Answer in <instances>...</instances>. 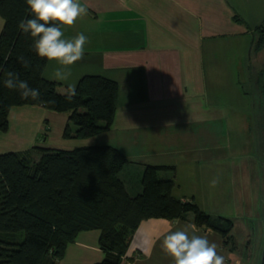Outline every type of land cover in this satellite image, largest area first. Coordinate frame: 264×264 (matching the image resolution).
<instances>
[{"label":"crops","instance_id":"crops-1","mask_svg":"<svg viewBox=\"0 0 264 264\" xmlns=\"http://www.w3.org/2000/svg\"><path fill=\"white\" fill-rule=\"evenodd\" d=\"M81 3L87 6L88 14L73 26L63 28L65 38L79 33L88 37L83 59L71 68L70 82L77 86L86 74H103L118 83L115 119L105 131L116 132L114 145L134 162H139L132 158L138 155L134 149L137 144L142 149L153 145L151 152L160 154L161 160L167 159L163 153L173 149L171 145L175 142L177 147L171 150L174 155L184 154L197 162L225 161L224 153L227 157L230 151L224 144L215 143L214 134L218 130L214 122L227 113L223 104L230 100L223 101L215 91L228 86L225 81L228 77L237 87L240 66L251 75L256 70L264 72V44L260 50L254 49L257 29L264 28V0H81ZM236 16L242 21L236 20ZM3 26L0 15V33ZM56 67L55 61H47L45 77L56 81L51 79ZM57 82L59 92L64 93L66 84ZM259 83L255 77V87ZM258 88L262 95V87ZM68 117V112L42 105L12 107L9 129L0 133V153L35 150L36 146L72 149L101 143L99 136L105 132L89 138L65 137ZM199 137L203 139L201 142L197 141ZM181 140L189 142L182 145ZM166 142H172L167 149ZM146 163L160 162L136 164L134 169L139 177ZM169 165L177 167L175 163ZM125 168L121 177L129 192L137 194L142 190V182L132 190L128 180L131 172L125 176ZM175 187L176 196L190 197L189 190L176 193ZM188 226L217 245L224 264H242L235 252L227 250L218 231L199 228L189 220L163 217L141 221L122 264H173L161 248L163 236L170 230ZM100 234L98 228L80 231L68 244L59 264L101 262L106 253L99 244Z\"/></svg>","mask_w":264,"mask_h":264},{"label":"trees","instance_id":"trees-1","mask_svg":"<svg viewBox=\"0 0 264 264\" xmlns=\"http://www.w3.org/2000/svg\"><path fill=\"white\" fill-rule=\"evenodd\" d=\"M0 15L4 19L0 133L9 129L12 107L21 105L68 112L63 132L68 138H89L109 130L117 110L118 83L103 74H86L76 86V97L68 102L58 90L59 83L44 75L48 60L37 55L30 35L17 27L21 19L32 18L25 0H0ZM257 31L254 49L260 50L264 28ZM8 71L39 89L40 99L23 100L19 91L6 88ZM128 162L124 151L108 143L0 153V264H59L78 233L93 228L101 230L99 244L106 253L97 264H122L139 224L151 217L189 220L199 228L214 229L234 252L232 219L208 213L194 196L174 194V176H163L161 171L173 170L175 165L146 163L142 190L133 195L121 177Z\"/></svg>","mask_w":264,"mask_h":264},{"label":"rangeland","instance_id":"rangeland-1","mask_svg":"<svg viewBox=\"0 0 264 264\" xmlns=\"http://www.w3.org/2000/svg\"><path fill=\"white\" fill-rule=\"evenodd\" d=\"M244 68L240 66L237 73L240 80L239 83L237 81V87H234L233 79L228 77L225 80L228 86L215 91L223 101L230 100L228 104H223L227 107V113L222 119L214 122L218 130L215 132L217 135L214 134L217 141L215 143L224 144L230 151L227 157L224 153V164L216 161L212 163L206 159L197 162L184 154L174 155L172 151L177 147L175 141V143L166 142V149L170 146L169 143L174 147L168 148L163 153L167 159L161 160L160 154L151 152L153 145L142 149L137 144L134 149L138 155L132 158H137L139 162H128L124 175L129 176V171L131 172V179L128 180L134 190L135 186L141 184L139 178L142 177V174L139 177L137 170L134 169L136 164L140 165L138 163L145 161L175 163L177 165L175 169L161 171L163 176H174L177 182L175 192L186 188L191 192L189 196H194L205 211L232 219L235 254L242 259V264H262L264 260V98L262 97L264 90L262 88L261 95L258 87H262L264 82L259 78L260 72L256 70L251 75L245 72ZM260 75L262 76L261 73ZM255 77L256 82H260L258 87H255ZM99 140L100 144L107 142L117 144L116 132L108 131L100 134ZM198 140L201 142L203 139L199 137ZM186 142L181 140L179 144L183 145ZM192 145L193 143H190V147ZM217 178L218 184L211 187L210 182ZM226 248L230 252L231 246Z\"/></svg>","mask_w":264,"mask_h":264},{"label":"clouds","instance_id":"clouds-1","mask_svg":"<svg viewBox=\"0 0 264 264\" xmlns=\"http://www.w3.org/2000/svg\"><path fill=\"white\" fill-rule=\"evenodd\" d=\"M25 3L32 18L21 19L17 27L23 34L30 35L32 47L39 57L56 62L58 67L51 79L66 84L65 99L71 102L77 95L75 83L70 82L71 68L83 59L88 37L79 33L65 38L63 28L73 26L86 16L87 6L81 0H25ZM18 59L25 67L29 66L23 56ZM5 76L4 86L19 91L21 99H40V90L31 88L27 81L19 79L18 74L8 71ZM218 182V178L213 179L210 186L215 187ZM161 248L173 264H224V257L217 253V245L210 243L206 236L196 234L191 226L170 230L163 236Z\"/></svg>","mask_w":264,"mask_h":264}]
</instances>
